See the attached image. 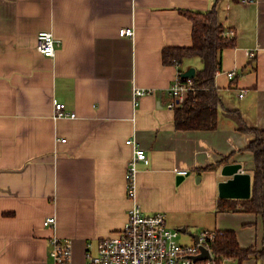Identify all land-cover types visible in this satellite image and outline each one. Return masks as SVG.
Listing matches in <instances>:
<instances>
[{"label":"crops","instance_id":"0c3cea01","mask_svg":"<svg viewBox=\"0 0 264 264\" xmlns=\"http://www.w3.org/2000/svg\"><path fill=\"white\" fill-rule=\"evenodd\" d=\"M214 8L235 39L215 79L218 128L178 129L171 85L180 70L204 63L195 56L165 64L163 52L193 43V21L182 10ZM126 27L135 34L121 35ZM44 30L61 41L54 57L38 49ZM136 87L154 92L136 102ZM56 101L77 117L55 118ZM227 110L264 129V0H0V264H52L54 236L86 254L88 242L121 230L132 204L133 137L150 157L137 180L147 212H165L180 231L234 230L242 247L262 249L264 215L219 208L220 199H235L222 196L220 184L249 174L252 192L255 171L246 149L254 134ZM236 164L235 173L225 171ZM187 210L209 212L208 224L180 219ZM53 215L56 225L45 226Z\"/></svg>","mask_w":264,"mask_h":264},{"label":"built area","instance_id":"2783aa9c","mask_svg":"<svg viewBox=\"0 0 264 264\" xmlns=\"http://www.w3.org/2000/svg\"><path fill=\"white\" fill-rule=\"evenodd\" d=\"M244 4L258 3L259 0H241ZM121 35L135 34L134 27L120 30ZM60 39L53 31L44 30L38 34V49L46 56L54 57ZM228 76L234 78L236 70H230ZM182 73L175 77L170 91L175 100L170 106L175 108L183 104L191 90H195L192 78L187 83L182 81ZM154 92L152 88L136 87L134 95L139 98ZM244 96V92L240 93ZM55 118H75L77 114L69 111L63 102L56 101ZM65 140V139H63ZM134 152L126 172L127 193L132 200L125 226L115 234L87 243L86 264H233L234 257H220L215 254L212 243L216 239V231H204L198 234V241L193 244H182L178 241L180 230L168 224L163 211L147 212L138 200V173L140 163H150V157L136 138H129ZM180 175H187L189 170H179ZM57 217L45 219V226H55ZM50 258L52 264H73V240L54 236L51 239ZM202 247L209 249L211 256L195 259L202 252Z\"/></svg>","mask_w":264,"mask_h":264},{"label":"trees","instance_id":"16d2710c","mask_svg":"<svg viewBox=\"0 0 264 264\" xmlns=\"http://www.w3.org/2000/svg\"><path fill=\"white\" fill-rule=\"evenodd\" d=\"M182 12L193 21V43L190 46L165 48L164 63L178 65L186 58L197 56L202 59L204 67L197 69L195 77L192 78L196 89L191 90L183 104L175 108V125L183 130H213L218 128L222 105L215 79L222 67V52L225 48L234 47L235 39L226 35V27L220 21L216 8L206 12L193 10ZM182 81L187 83L189 78L183 77ZM226 113L237 120L240 130L254 134L246 149L254 153L255 171L251 196L220 199L219 208L240 209L264 215V129L248 126L238 110H227ZM216 232V239L212 243L216 255L234 257L238 264H243L252 257H264V247L262 249L256 246L242 247L234 230Z\"/></svg>","mask_w":264,"mask_h":264},{"label":"water","instance_id":"95a60500","mask_svg":"<svg viewBox=\"0 0 264 264\" xmlns=\"http://www.w3.org/2000/svg\"><path fill=\"white\" fill-rule=\"evenodd\" d=\"M196 68L190 67L184 72L182 76L185 78H193L196 75ZM235 168L232 173H235L240 167V164L230 165L225 167V171L229 168ZM183 175L178 177V181L183 179ZM222 196L233 197V198H249L252 194L251 192V176L249 174L236 173L234 179L229 182H224L220 184ZM229 188L233 189L232 192L228 191ZM186 228H183L182 231H185ZM196 240L198 241V234H194ZM202 252L195 256V259H204L211 256L209 249L202 247Z\"/></svg>","mask_w":264,"mask_h":264},{"label":"rangeland","instance_id":"374dc122","mask_svg":"<svg viewBox=\"0 0 264 264\" xmlns=\"http://www.w3.org/2000/svg\"><path fill=\"white\" fill-rule=\"evenodd\" d=\"M178 215L180 219L184 220L187 223H191L192 221L200 222L204 219L205 220L204 223L208 224L207 220L210 217L209 212L201 213V212L193 211V210L183 211V212H180V214ZM178 215L176 214L177 217ZM170 217L172 216H169V221H171ZM204 231H207V230L205 228L202 229V228L187 227L185 231H180L178 241L182 244H193L195 242L194 234H200ZM73 263L74 264H86V255L83 252L78 253L75 251V249H73ZM233 264H238V261L234 262ZM259 264H264V263L262 262V260H259Z\"/></svg>","mask_w":264,"mask_h":264}]
</instances>
